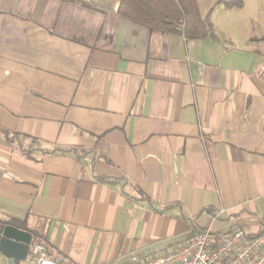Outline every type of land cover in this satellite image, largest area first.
Returning <instances> with one entry per match:
<instances>
[{"label": "crops", "instance_id": "1", "mask_svg": "<svg viewBox=\"0 0 264 264\" xmlns=\"http://www.w3.org/2000/svg\"><path fill=\"white\" fill-rule=\"evenodd\" d=\"M196 2L213 38L117 0H0V127L63 151L28 158L0 133V225L66 264L149 259L209 226L264 232V0Z\"/></svg>", "mask_w": 264, "mask_h": 264}, {"label": "built area", "instance_id": "2", "mask_svg": "<svg viewBox=\"0 0 264 264\" xmlns=\"http://www.w3.org/2000/svg\"><path fill=\"white\" fill-rule=\"evenodd\" d=\"M31 247L32 264H66L48 258L40 245ZM127 264H264V232L251 235L240 228L220 232L209 226L149 259L131 253Z\"/></svg>", "mask_w": 264, "mask_h": 264}, {"label": "trees", "instance_id": "3", "mask_svg": "<svg viewBox=\"0 0 264 264\" xmlns=\"http://www.w3.org/2000/svg\"><path fill=\"white\" fill-rule=\"evenodd\" d=\"M117 14L138 24L150 28H156L164 32H172L184 35L188 39L213 38V27L210 22V12L202 18L199 14L196 0H117ZM226 9H240L243 6V0H219ZM0 133L6 141L13 142L18 139V145L29 158V153L38 149L43 155L63 152L54 149H39V142L31 139L27 147L21 145L19 139H25L24 136L11 133L0 127ZM26 148V149H25ZM78 155L85 152L78 153ZM102 179H100L101 181ZM136 192L140 199L151 205V201L139 189ZM163 210V209H162ZM155 211H159L155 209ZM161 211V210H160ZM259 234V233H257ZM256 234V235H257ZM41 240V239H40ZM39 238L31 240V244L40 241ZM46 249L48 248L45 246Z\"/></svg>", "mask_w": 264, "mask_h": 264}, {"label": "water", "instance_id": "4", "mask_svg": "<svg viewBox=\"0 0 264 264\" xmlns=\"http://www.w3.org/2000/svg\"><path fill=\"white\" fill-rule=\"evenodd\" d=\"M31 245L30 233L12 225H0V253L10 264L25 261Z\"/></svg>", "mask_w": 264, "mask_h": 264}, {"label": "rangeland", "instance_id": "5", "mask_svg": "<svg viewBox=\"0 0 264 264\" xmlns=\"http://www.w3.org/2000/svg\"><path fill=\"white\" fill-rule=\"evenodd\" d=\"M39 242H40V241L35 242V243H32L31 245H32V246H33L34 244L40 245ZM42 246H43V245H42ZM30 249H33V247H31ZM43 250H44V252H45V254H46V251H45V248H44V247H43ZM29 252H30V250H29ZM29 252H28V253H29Z\"/></svg>", "mask_w": 264, "mask_h": 264}]
</instances>
